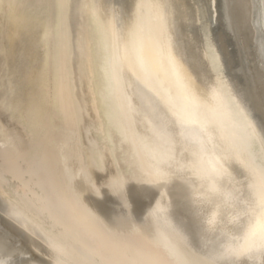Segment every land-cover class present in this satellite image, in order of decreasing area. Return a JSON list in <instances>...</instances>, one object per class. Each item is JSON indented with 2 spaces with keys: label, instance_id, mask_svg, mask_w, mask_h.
Wrapping results in <instances>:
<instances>
[{
  "label": "bare ground",
  "instance_id": "1",
  "mask_svg": "<svg viewBox=\"0 0 264 264\" xmlns=\"http://www.w3.org/2000/svg\"><path fill=\"white\" fill-rule=\"evenodd\" d=\"M0 264H264V0H0Z\"/></svg>",
  "mask_w": 264,
  "mask_h": 264
},
{
  "label": "water",
  "instance_id": "2",
  "mask_svg": "<svg viewBox=\"0 0 264 264\" xmlns=\"http://www.w3.org/2000/svg\"><path fill=\"white\" fill-rule=\"evenodd\" d=\"M18 32V30L16 31ZM11 49V48H10ZM7 50L9 54H12V52H14V46L11 50ZM36 53V52H35ZM35 53H29V55L31 56V58H33V56H35V59H38V54ZM37 57V58H36ZM34 59V58H33ZM38 63L35 64V66H37ZM34 64H32L29 68H25L24 71L21 74V89H20V93L19 95L15 96L14 99V103L15 106H22V105H29L32 104L34 101V96H35V91H34V79H35V73L34 70L36 69V67L34 66ZM31 84V85H30Z\"/></svg>",
  "mask_w": 264,
  "mask_h": 264
},
{
  "label": "rangeland",
  "instance_id": "3",
  "mask_svg": "<svg viewBox=\"0 0 264 264\" xmlns=\"http://www.w3.org/2000/svg\"><path fill=\"white\" fill-rule=\"evenodd\" d=\"M5 49H6V48H5ZM3 52H6V53H5V54H6V56H8V57L10 58V55H7V54H9V53H7L8 51H6V50H3ZM8 57H7V58H8ZM7 58H6V60H7ZM9 58H8V60H9ZM8 60H7V62H10V61H11V60H9V61H8Z\"/></svg>",
  "mask_w": 264,
  "mask_h": 264
}]
</instances>
